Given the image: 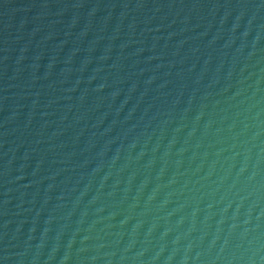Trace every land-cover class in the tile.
<instances>
[{"label":"water","instance_id":"95a60500","mask_svg":"<svg viewBox=\"0 0 264 264\" xmlns=\"http://www.w3.org/2000/svg\"><path fill=\"white\" fill-rule=\"evenodd\" d=\"M0 264H264V0H0Z\"/></svg>","mask_w":264,"mask_h":264}]
</instances>
